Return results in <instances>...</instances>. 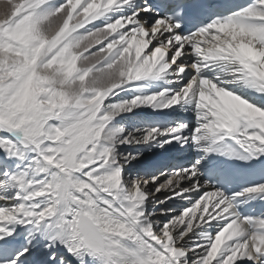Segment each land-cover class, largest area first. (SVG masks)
Returning <instances> with one entry per match:
<instances>
[{
  "label": "snow or ice",
  "instance_id": "obj_1",
  "mask_svg": "<svg viewBox=\"0 0 264 264\" xmlns=\"http://www.w3.org/2000/svg\"><path fill=\"white\" fill-rule=\"evenodd\" d=\"M0 264H264V0H0Z\"/></svg>",
  "mask_w": 264,
  "mask_h": 264
},
{
  "label": "bare ground",
  "instance_id": "obj_2",
  "mask_svg": "<svg viewBox=\"0 0 264 264\" xmlns=\"http://www.w3.org/2000/svg\"><path fill=\"white\" fill-rule=\"evenodd\" d=\"M181 116L183 115V114H180Z\"/></svg>",
  "mask_w": 264,
  "mask_h": 264
}]
</instances>
